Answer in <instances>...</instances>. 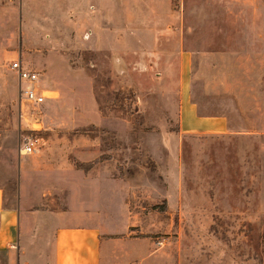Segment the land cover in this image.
<instances>
[{
	"label": "rangeland",
	"instance_id": "obj_1",
	"mask_svg": "<svg viewBox=\"0 0 264 264\" xmlns=\"http://www.w3.org/2000/svg\"><path fill=\"white\" fill-rule=\"evenodd\" d=\"M183 52L224 134L182 131ZM16 58L40 74L41 117ZM0 188L51 215L96 202L141 264H264V0H0Z\"/></svg>",
	"mask_w": 264,
	"mask_h": 264
},
{
	"label": "crops",
	"instance_id": "obj_2",
	"mask_svg": "<svg viewBox=\"0 0 264 264\" xmlns=\"http://www.w3.org/2000/svg\"><path fill=\"white\" fill-rule=\"evenodd\" d=\"M189 64L190 55L183 52L180 71L182 131L224 134L228 131L226 122L220 117L199 116L187 94ZM29 199V194L19 189L17 205L5 206L0 188V264L142 263L138 250L143 241L125 229L111 228L107 217L97 212L96 202L89 203L84 213L75 210L51 212L52 216L46 208L33 206ZM148 249L149 253L155 252L149 244Z\"/></svg>",
	"mask_w": 264,
	"mask_h": 264
},
{
	"label": "built area",
	"instance_id": "obj_3",
	"mask_svg": "<svg viewBox=\"0 0 264 264\" xmlns=\"http://www.w3.org/2000/svg\"><path fill=\"white\" fill-rule=\"evenodd\" d=\"M10 69L17 72L19 85H18V97L21 109L26 107L31 110H35L40 117L42 116V106L48 95L43 89H38L35 85L40 80V74L34 70L26 69L20 58L14 59L10 63ZM26 83L24 90L23 83ZM34 151V141L30 135H23L19 145V152L21 154H31Z\"/></svg>",
	"mask_w": 264,
	"mask_h": 264
}]
</instances>
